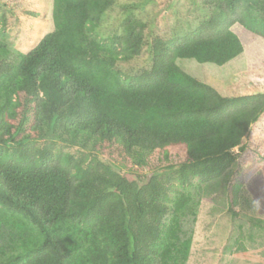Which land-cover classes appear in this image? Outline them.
I'll list each match as a JSON object with an SVG mask.
<instances>
[{"label": "trees", "instance_id": "obj_1", "mask_svg": "<svg viewBox=\"0 0 264 264\" xmlns=\"http://www.w3.org/2000/svg\"><path fill=\"white\" fill-rule=\"evenodd\" d=\"M52 2L53 31L16 63L0 36V264H186L191 196L171 186L234 165L264 94L222 96L177 61L234 60V25L264 40V0H205L196 30L151 41L130 27L98 36L115 0ZM145 47L149 69H118Z\"/></svg>", "mask_w": 264, "mask_h": 264}, {"label": "rangeland", "instance_id": "obj_2", "mask_svg": "<svg viewBox=\"0 0 264 264\" xmlns=\"http://www.w3.org/2000/svg\"><path fill=\"white\" fill-rule=\"evenodd\" d=\"M205 0H115L107 10L99 37L107 40L127 27L146 40H170L196 30L213 14ZM52 0H0V36L6 41L7 60L16 63L53 31ZM231 30L243 53L223 66L178 60L191 77L212 86L222 96L236 97L264 92V40L250 38L239 25ZM146 47L140 58L119 63L127 75L150 68ZM237 161L208 183L194 179L189 187L173 183L170 196L188 193L189 210L180 219L181 240L191 238L186 264H264V113L250 128ZM66 150V149H63ZM172 154L182 155L181 149ZM239 185L237 215L230 212V185ZM170 215H167L166 221Z\"/></svg>", "mask_w": 264, "mask_h": 264}, {"label": "water", "instance_id": "obj_3", "mask_svg": "<svg viewBox=\"0 0 264 264\" xmlns=\"http://www.w3.org/2000/svg\"><path fill=\"white\" fill-rule=\"evenodd\" d=\"M263 94H264V92H263Z\"/></svg>", "mask_w": 264, "mask_h": 264}]
</instances>
